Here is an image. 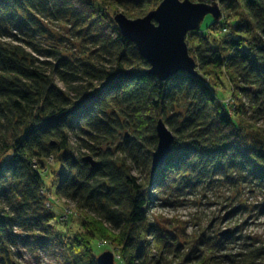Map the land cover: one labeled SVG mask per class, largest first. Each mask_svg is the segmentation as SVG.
I'll list each match as a JSON object with an SVG mask.
<instances>
[{
  "label": "trees",
  "instance_id": "trees-1",
  "mask_svg": "<svg viewBox=\"0 0 264 264\" xmlns=\"http://www.w3.org/2000/svg\"><path fill=\"white\" fill-rule=\"evenodd\" d=\"M104 1L138 18L162 0ZM56 2L0 0V264H15L13 245L43 248L60 236L73 243V257L96 264L94 233L84 238L48 225L54 216L46 206L54 197L71 203L80 223L84 212L86 230L90 216L115 234L119 264L166 263L178 241L150 223L149 209L167 189L216 178L264 189V126L256 125L264 118V0H217L221 18L209 16L185 36L196 74L178 73L165 82L144 74L149 64L119 32L107 8L112 5L103 2L80 3L81 41L89 45L80 61L32 55L39 51L24 38L34 24L29 12L65 22L62 10L69 4ZM213 78L230 86L235 117L212 90ZM176 108L182 111L173 120L164 117ZM158 120L173 141L170 155L152 171ZM116 129L133 132L118 149L119 160L111 152ZM87 156L96 166L84 161ZM49 159L56 171L44 167ZM139 162L145 177L130 173L129 165ZM209 243L199 241L208 264H264V245L225 254Z\"/></svg>",
  "mask_w": 264,
  "mask_h": 264
},
{
  "label": "rangeland",
  "instance_id": "rangeland-1",
  "mask_svg": "<svg viewBox=\"0 0 264 264\" xmlns=\"http://www.w3.org/2000/svg\"><path fill=\"white\" fill-rule=\"evenodd\" d=\"M59 1L56 3L61 5L62 2ZM96 1L112 5L104 0H66L69 6L62 10L66 12L65 22L51 18L48 13L29 12L34 24L30 25L31 30H28V37L24 38L39 51L31 54L43 58L50 52L54 56L66 58L74 63L80 61L82 52L89 48V45L81 41L84 34V32L81 34V29H83L81 22L85 17L79 12L81 11L80 3ZM205 2H210V0ZM215 2L217 3V0ZM75 5L80 8L78 9ZM109 7L113 8V15L119 12L126 15L125 10L120 7L107 6ZM129 18L135 19L134 17ZM209 19V15L204 17L200 26H204ZM210 85L220 101L225 103L227 113L234 116L238 103L232 97L230 86L217 78H213ZM242 102L245 103L244 98ZM179 111H182L181 108H176L173 112L168 111L164 117L173 120L172 114ZM260 117L256 124L257 127L264 126V118L262 115ZM132 135L133 132L130 129H116L111 142V152L116 159L121 158L118 155L120 151L118 149ZM70 139L73 141L72 136ZM94 160L99 162L97 157ZM53 162L52 159L46 160L44 167L51 166L49 170L56 171ZM129 166L133 176L141 178L147 174L145 164L139 162ZM46 176L44 175L45 178ZM54 198L55 204L46 206V211L48 210L54 216L48 225L59 231L66 232L67 230L68 235L75 230L84 238L89 237V232L94 233L91 243L93 260L96 261L98 255L109 251L113 254L114 263L119 264L115 261L119 253L115 234L110 233L105 224L91 220L93 217L90 216L88 218L92 226L90 231L86 230L87 225L82 222L84 212H81L80 223V212L71 203L61 198L58 200L57 197ZM154 201L149 209L150 223L157 225L161 232L174 235L178 241L177 245L171 249L173 254L167 255L166 263L161 262L160 264H201V261L203 264H208L203 259L204 251L199 250L200 240H206L208 243L210 240V243L214 245V251L221 250L225 254L241 251L244 246L255 248L264 245V189L256 187L255 184H249L243 180L227 182L222 178H216L213 182H206L203 185L193 184L179 190L167 189L159 201ZM85 220L87 221V218ZM36 229L34 228V231ZM223 231L226 233L220 237L219 233ZM15 232L20 237L26 234L25 231L20 230ZM35 233L38 234V230ZM70 243L73 246L69 239L60 236L59 240L48 241L43 248H35L34 243H30L29 248H23L19 244L13 245L10 248L11 259L15 264H86V259H82L81 256L73 257L69 250ZM177 253L183 254L181 259L176 257Z\"/></svg>",
  "mask_w": 264,
  "mask_h": 264
},
{
  "label": "water",
  "instance_id": "water-1",
  "mask_svg": "<svg viewBox=\"0 0 264 264\" xmlns=\"http://www.w3.org/2000/svg\"><path fill=\"white\" fill-rule=\"evenodd\" d=\"M214 20L222 13L215 2H192L190 0H162L159 5L142 17L128 18L119 12L113 21L121 35L131 41L149 67L145 75L165 82L178 73L196 74V64L189 55L185 36L199 28L204 17ZM156 149L152 153L151 170L155 171L171 153L172 133L162 120L155 125ZM93 167L96 162L89 156L83 158ZM97 264H115L113 254L103 252L96 257Z\"/></svg>",
  "mask_w": 264,
  "mask_h": 264
}]
</instances>
